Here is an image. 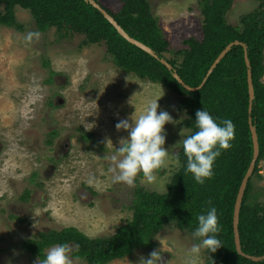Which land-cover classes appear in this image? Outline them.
Instances as JSON below:
<instances>
[{"label":"rangeland","instance_id":"1","mask_svg":"<svg viewBox=\"0 0 264 264\" xmlns=\"http://www.w3.org/2000/svg\"><path fill=\"white\" fill-rule=\"evenodd\" d=\"M98 1L114 12L122 7L121 0ZM150 2L172 49H181L183 42L192 37L203 38L199 0ZM258 4L257 0H236L227 15L228 22L239 26L240 18L253 12ZM16 16L24 25L23 31L0 26V144L5 145L0 158V264H36L38 257L22 248L25 240L36 238L41 232L67 227H75L92 239L113 236L133 216L131 205L137 187L166 191L179 165L175 156H169L156 171L158 185H150L138 176L135 185L129 187L110 182L107 169L111 162L104 155L113 153L119 148L120 139L127 137V132L118 131L116 124L124 119L131 123L132 116L137 117L148 101L161 96L158 113L167 111L174 120L180 121L164 126L163 147L176 155L179 148L172 146L183 138L180 118L185 111L178 109L179 96L165 86L142 81L118 69L108 59L105 44L82 47L84 36L60 38L56 28L39 32L30 12L22 8H17ZM28 32H39V39L26 44L24 36ZM57 96H62L64 103L53 107L50 121L43 122L41 117L50 112ZM51 129H57L64 137L55 152L56 170L45 160L46 139ZM90 132L99 145L84 142L83 134ZM186 133L184 129L183 135ZM68 138L70 149L66 151ZM109 139L112 143L107 144ZM14 151L23 154L19 162L22 177L9 186L6 180L14 168L9 157L16 154ZM33 172L40 174L38 188L30 184ZM260 174L255 190L264 201V160L260 163ZM89 176L95 178L93 185L87 183ZM30 189L34 191L35 203L29 200L28 205L21 206L34 207V213L24 220L10 216L5 204L28 197L26 192ZM28 209L21 213L13 211L25 215ZM155 242L157 246L152 249L138 250L109 264H139L141 257L147 259L154 250L161 253L159 264H184L185 251L196 240L192 234L171 227L160 232ZM70 256L72 264H88L74 258L72 251ZM210 260L211 255L208 257L202 251L199 264Z\"/></svg>","mask_w":264,"mask_h":264},{"label":"trees","instance_id":"2","mask_svg":"<svg viewBox=\"0 0 264 264\" xmlns=\"http://www.w3.org/2000/svg\"><path fill=\"white\" fill-rule=\"evenodd\" d=\"M235 1L199 0L203 38L187 39L179 50L171 48L150 0H121L122 7L118 12L107 9L98 1L130 36L166 59L191 87L203 83L229 44L241 43L218 64L203 88L189 91L160 59L123 38L102 12L86 0H0V26L23 31L24 25L17 20L16 11L17 8L25 9L32 15L37 31L45 33L56 28L60 38L84 36L82 47L105 44L108 59L122 72L142 81L161 84L177 94L180 98L178 109L187 113V118L182 120L185 135L195 131V113L203 108L217 122L231 119L235 125L232 147L222 150L214 163L213 177L204 184L196 183L185 171L186 157L179 148L176 154L179 156H175L179 165L167 183L166 191L160 193L137 187L131 205L133 216L113 236L92 239L75 227L49 230L25 240L22 248L26 252L40 258L52 245L66 243L74 258L88 264H109L138 250L156 247L157 235L166 228L175 227L192 234L197 225L195 217L215 206L221 225L218 239L222 246L210 253L212 260L207 264H264V261L254 262L238 253L233 225L238 192L254 156L245 45L253 74L255 101L251 117L257 128L260 156L245 192L239 231L243 252L264 256V201L261 193L255 190V181L261 177L260 163L264 160V0H257V8L243 15L239 26L227 20ZM82 138L97 144L93 133L83 134Z\"/></svg>","mask_w":264,"mask_h":264},{"label":"clouds","instance_id":"3","mask_svg":"<svg viewBox=\"0 0 264 264\" xmlns=\"http://www.w3.org/2000/svg\"><path fill=\"white\" fill-rule=\"evenodd\" d=\"M39 32H28L24 36V42L30 44L33 39H39ZM162 97V96H161ZM160 97V98H161ZM148 101L142 112L133 118L120 120L116 129L127 132V137L120 139L119 148L110 155L105 154L104 159L110 161L107 171L111 174L110 182L123 183L132 187L138 176L150 185H158V177L155 174L169 156L163 146L166 141L165 124H176L167 111H159L158 100ZM136 111V110H135ZM187 118V113L180 120ZM195 131L183 137L173 148H180L186 157L185 171L190 173L194 181L204 184L214 175L213 166L216 159L222 154V150L232 147L235 138V125L231 119H223L217 122L211 113L206 110H197L195 113ZM111 140H107V144ZM112 143V142H111ZM95 178L89 176L87 183L93 185ZM211 205V202H209ZM197 225L192 232V237L197 241L185 251L184 264H199L202 251L215 253L222 246L218 239L221 231L217 209L210 206L206 211L195 217ZM71 248L66 243L54 244L47 252L38 258L36 264H72L70 256ZM161 253L152 251L147 259L141 257L139 264H159Z\"/></svg>","mask_w":264,"mask_h":264},{"label":"water","instance_id":"4","mask_svg":"<svg viewBox=\"0 0 264 264\" xmlns=\"http://www.w3.org/2000/svg\"><path fill=\"white\" fill-rule=\"evenodd\" d=\"M86 1L88 3H90L91 5H93L96 9L100 10L102 12V14L104 15V17L116 28L118 33L123 38H125L127 41H129L133 45H135V46L139 47L140 49L144 50L145 52L149 53L154 58L160 59L161 62L164 65H166L169 70H171L173 72L174 78L177 79V81L180 84H182L189 91H198L201 88H203V86L206 84L208 78L213 73V71L216 69L218 64L226 57V55L233 49L234 46L241 44L239 41H235V42L229 44L225 48V50L218 56V58L216 59V61L212 65L211 69L209 70V72L207 74V77L204 79L203 83L199 87H191V86H189V85L184 83L182 78L173 69L172 65L169 64L166 59L160 58L159 55L152 48H150L149 46L145 45L141 41L133 38L132 36H130L125 31V29L116 21V19L97 0H86ZM244 48H245V61H246V65H247V68H248L247 79H248L249 97H250V99H249V101H250V105H249V113H250L249 125H250L251 134H252V140H253L254 156H253V160H252V162L250 164V167H249V169H248V171H247V173H246V175H245V177H244V179L242 181L241 187H240L239 192H238L236 205H235V211H234L233 225H234L235 244H236V249H237L238 253L240 255H242V256L254 261V262H261V261H264V256H251V255H247L246 253L243 252L242 245H241L240 231H239L240 213H241V209H242V204H243L245 192H246L248 183H249L251 177L254 174V171H255V168H256V164H257V161H258L259 156H260V145H259V137H258V134H257V128L254 125L253 119L251 117V113H252L253 105H254V101H255V89H254V85H253L252 67H251V63H250V60H249L247 48H246L245 45H244Z\"/></svg>","mask_w":264,"mask_h":264},{"label":"flooded vegetation","instance_id":"5","mask_svg":"<svg viewBox=\"0 0 264 264\" xmlns=\"http://www.w3.org/2000/svg\"><path fill=\"white\" fill-rule=\"evenodd\" d=\"M58 103H62V104L64 103V99H63L62 96H57L55 103L52 102V104H51V106L49 108L50 112H46V115L43 116L44 119H43V117H41L43 122L44 121L46 122V119L50 121V113H53L55 111V109L53 107L58 105ZM47 116H48V118H47ZM90 133H92V132H90ZM67 140H68V143H65V147H67L66 151H69V149H70L69 143H70L71 139L68 138ZM62 141H64V137L60 134V132L57 129H51V130L48 131V136H47V139H46V147H47L48 153L45 156V158H46L45 160H46V163H49L50 165H52V167H53L52 169L53 170L55 169V164H53V163L54 162L56 163V161H58V159H56L58 157H56V153L55 152L57 151V149L59 147H61ZM84 142L86 143L87 141L85 140ZM98 143H100V142L97 141V144ZM20 146H21V144H20ZM20 149H22V146L20 147ZM31 150L29 152H31ZM66 151L63 149V154ZM4 152H5V145H4V143H1L0 144V158H1V156H2V154ZM15 153L16 154H13V157H9L10 159L13 160L12 165L14 166L13 170H11L10 173H9V178H7V180H6V182H7V184L9 186H10V183H12L14 180H17V179L21 180V177H22L21 172H20L21 169H20V166H19V162H22L21 159H22V155L23 154H21V151L20 152L17 151ZM4 160H8V159H4ZM39 177H40V174L38 172H33V174L31 175L30 184L32 185L33 188H38L39 187V185H40L39 182H38ZM26 193L28 194V197H24V198L20 197V199L18 201L12 202V204H10L11 203L10 201L5 204L4 208L9 213L10 216H15L19 220H24L30 214L34 213V207H30L28 209L27 206L26 207L21 206V205H28L29 200H30V202H34L35 203V199H34V196H33L34 191L32 192V190L30 189ZM26 198H28V200ZM0 207H2L1 204H0ZM25 209H28L26 211L25 215H23V214L19 215L18 213H15L17 211H13V210H18L21 213V211H23Z\"/></svg>","mask_w":264,"mask_h":264}]
</instances>
